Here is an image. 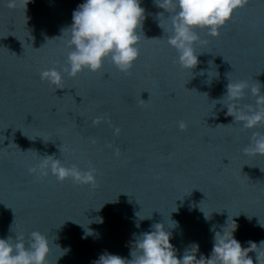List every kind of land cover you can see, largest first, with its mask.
Here are the masks:
<instances>
[{
	"label": "water",
	"instance_id": "water-1",
	"mask_svg": "<svg viewBox=\"0 0 264 264\" xmlns=\"http://www.w3.org/2000/svg\"><path fill=\"white\" fill-rule=\"evenodd\" d=\"M81 3L14 0L9 7L0 0V238L22 234L27 244L40 231L50 242L47 264H93L105 250L131 259L133 234L170 215L179 222L177 255L195 242L199 258L211 253L210 229L221 231L227 218L234 226V216L242 246L259 244L264 155L244 149L264 124L244 128L215 100L229 80L264 92V0L234 10L218 35L196 29L199 62L191 70L167 43L173 13L141 0L145 19L131 69L105 60L95 72L64 73L57 86L40 72L65 65L71 48L58 36ZM254 100L246 89L241 103ZM52 154L95 169V184L29 172ZM85 228L93 234L82 238ZM256 255L249 252L253 264Z\"/></svg>",
	"mask_w": 264,
	"mask_h": 264
},
{
	"label": "clouds",
	"instance_id": "clouds-1",
	"mask_svg": "<svg viewBox=\"0 0 264 264\" xmlns=\"http://www.w3.org/2000/svg\"><path fill=\"white\" fill-rule=\"evenodd\" d=\"M7 2L9 7L14 4V0ZM156 3L173 13L172 30L167 43L177 51L179 65L191 70L199 62V53L194 47L200 39L196 29H206L210 35H218L219 28L232 17L234 10L244 7L248 0H156ZM144 13L141 0H83L73 11L71 25L62 29V35L58 36L66 35L71 48L65 65L62 69L52 67L41 70L40 78L59 86L64 73L75 77L85 68L95 72L102 68L105 60H110L119 71L128 72L139 57L137 45L141 31L138 29L142 28ZM159 25L162 27L160 21ZM246 89L255 98L252 104L241 103ZM215 101L216 104L225 106L226 115L232 116L244 128L253 129L264 124V92L261 91V86L249 87L246 81L229 80L226 94ZM179 127L184 129L187 124L180 121ZM119 132V128L114 129V134ZM249 150L264 155V133H252L249 146L244 151ZM37 171L42 176L51 174L59 181L71 178L78 184L92 185L96 182L95 169L81 170L76 164L69 166L54 154L45 155L36 167L29 169L30 173ZM176 210L177 208L173 211ZM136 215L141 220L149 218L141 217L138 213ZM233 217L234 226L229 227L227 218L221 231L210 229L214 231L213 246L207 257L201 253L197 258L199 244L195 242L185 249L183 255H177L172 239L173 229L179 227V222L172 220L169 215L166 223L157 222L138 236L133 234L135 241L130 249L131 259L105 250L93 264H253V259L249 256L252 251L257 254L256 264H264L261 260L264 252L258 251L264 246V240L259 244L248 241L247 247L242 246L234 235L238 223ZM205 218L208 216L205 215ZM96 222L102 223L103 218H97ZM259 224L264 227V224ZM136 226L139 227V224ZM92 234L91 229L85 228L82 238ZM66 251L67 249L64 252ZM49 252V239L40 231H32L27 244L22 234L15 238H0V264H47Z\"/></svg>",
	"mask_w": 264,
	"mask_h": 264
}]
</instances>
